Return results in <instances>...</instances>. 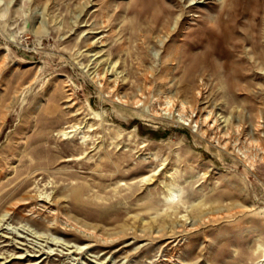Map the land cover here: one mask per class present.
I'll use <instances>...</instances> for the list:
<instances>
[{"label": "rangeland", "instance_id": "374dc122", "mask_svg": "<svg viewBox=\"0 0 264 264\" xmlns=\"http://www.w3.org/2000/svg\"><path fill=\"white\" fill-rule=\"evenodd\" d=\"M256 137L264 0H0V264H264Z\"/></svg>", "mask_w": 264, "mask_h": 264}, {"label": "bare ground", "instance_id": "6f19581e", "mask_svg": "<svg viewBox=\"0 0 264 264\" xmlns=\"http://www.w3.org/2000/svg\"><path fill=\"white\" fill-rule=\"evenodd\" d=\"M184 105V104H183ZM200 123H201V125H202V132H203V135H206L208 132H209V130H215V128L216 129H219V127H220V125L218 124V118L215 116V115H213V114H210V112H207V114H206V116H202L201 115V118H200ZM239 127H240V125L239 126H236V131L237 130H239ZM256 127H258V126H256ZM260 127V126H259ZM258 127V128H259ZM229 132L227 131V130H225L224 132H222L221 133V136L220 137H222L226 142L224 143L225 145L227 144V139H228V137H227V134H228ZM219 137V138H220ZM251 139V138H250ZM248 141V140H247ZM248 143V142H247ZM249 144H250V148L252 149V154H255V155H257L258 153H260V152H263L264 151V145H263V140L260 138V137H256L255 139H252V140H250L249 141ZM249 148V149H250ZM263 159V158H262ZM209 219H215V217L214 216H209L208 218H206L205 220L206 221H208ZM189 230H191V229H188V231ZM84 233V232H83ZM94 235V233H90V235ZM163 236H164V234L162 235V234H160V235H156L155 237H157V238H163ZM90 237V236H89ZM113 242L115 241V240H112ZM172 242V240H170L169 242H168V244H167V246L170 244Z\"/></svg>", "mask_w": 264, "mask_h": 264}]
</instances>
